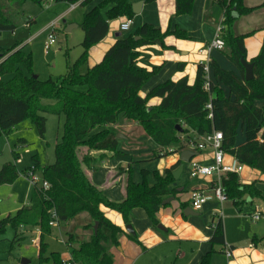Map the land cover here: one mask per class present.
Returning <instances> with one entry per match:
<instances>
[{
  "label": "trees",
  "instance_id": "1",
  "mask_svg": "<svg viewBox=\"0 0 264 264\" xmlns=\"http://www.w3.org/2000/svg\"><path fill=\"white\" fill-rule=\"evenodd\" d=\"M30 1L40 5L44 0ZM50 1L70 6L76 3L84 5L89 0ZM154 1L145 0V3ZM174 1L175 16L190 14L194 0ZM25 2L0 0V34L14 32L20 26L17 15ZM217 4L224 11L220 24V38L224 43L222 51L239 74L225 71L215 61H209V73L216 84L209 80L207 90L204 89L202 65H199L192 85H188L186 78L176 82L165 81L143 98L139 96L140 90L157 75L159 69L150 72L137 69L136 51L156 42L162 43L167 36L186 38L177 29L168 28L162 33L149 24L119 36L100 63L81 72L86 66L89 50L108 35V23L120 17L132 20L128 0H103L83 16L80 24L83 33L81 53L74 62L65 61V71L56 80L33 79L31 57L24 55L21 48L16 50L18 45L8 50L0 49V135L10 133L30 113L42 138L45 128L43 115L63 117L62 135L54 147V162L39 170L48 189L31 188L27 206L18 210L13 218L0 222V232L7 224L13 229V242L19 239L18 232L22 228L39 231L37 264L48 260L44 257L47 245L43 237L51 234L52 229L48 226L51 212L55 213L58 224L82 213L87 214L92 222L87 227L92 232L87 241H73V236H67L66 250L73 264H113L106 245L117 247V236L122 232L103 216L100 207L120 214L125 226L129 225L131 211L140 209L151 225L157 227L156 215L162 208V202L175 197L176 190L170 189V186L174 183L172 173L179 164L165 170L162 175L142 169L138 183L132 181L128 169L125 195L120 202L109 200L89 181L85 171L95 172L97 165L106 157L104 154L92 156V152L106 151L112 154V158L123 156L116 151L115 141L106 142L110 133L108 127L115 125L119 117L141 127L146 137L159 148L153 160L173 151H182L201 136L220 132L221 150L225 155L239 165L264 175V39L258 55L249 62L253 66V79L246 82L240 61L245 60L244 39L250 34L237 35L234 29L238 17L258 8H245L242 0H221ZM32 23V20L24 19L22 25ZM22 69H26L28 74L25 75ZM221 86L227 89L228 96H225ZM80 88L84 90L79 91ZM152 98L160 99V103L149 108L147 103ZM42 100L54 103L41 105ZM208 104L210 110L206 109ZM209 114L211 118H208ZM238 127L243 129L244 137L239 146L236 145ZM33 161L36 171L37 161L35 158ZM150 174L153 178L151 184L148 183ZM15 177L14 166L3 165L0 186L11 184ZM221 186L227 201L236 209L242 207L246 197L264 201L255 182L242 185L236 174H226ZM129 237L134 239L132 235ZM208 242L211 248L221 247L223 250L224 233L220 220L214 224ZM213 253L214 250L206 253L199 264H210ZM51 257L54 264H62L57 253H51Z\"/></svg>",
  "mask_w": 264,
  "mask_h": 264
},
{
  "label": "crops",
  "instance_id": "2",
  "mask_svg": "<svg viewBox=\"0 0 264 264\" xmlns=\"http://www.w3.org/2000/svg\"><path fill=\"white\" fill-rule=\"evenodd\" d=\"M102 1L103 0H89L88 3L84 5L78 3L77 7L73 10H69V6L67 5L68 8L65 12L57 16L55 20H57V22L62 21L70 12L81 7L82 12H80V21L71 19L69 23L64 22L63 24L65 29L68 25L69 33L80 28V22L83 16ZM217 1L221 0H194L190 14L175 16L174 0H155L150 4H146L145 0H128L130 6L141 4V6L136 9L137 13L133 14L132 26L136 24L137 28L140 25L149 24L159 29L162 33L168 28H171L177 29L186 35V38L183 39L167 36L163 39L162 43L156 42L152 45L141 47L136 51L138 53V58L135 63L137 69H144L148 72L152 69H159L157 75L140 90V97L143 98L152 88L165 81L176 82L182 78H186L188 85H192L195 80L197 67L212 60L215 61L221 69L239 74L237 68L226 59L223 51H213L208 56L200 52L207 43L212 41L217 27L222 22L224 11L217 4ZM242 4L248 9L258 8L248 15L238 17L234 26L237 35L251 34L244 39L245 61L249 63L258 55L262 39H264V0H242ZM235 16L234 14V17ZM124 20V17H120L108 23V35L102 42L89 50L86 66L81 69L82 73L86 69H90L100 63L104 54L114 45L116 39L123 35V33L119 32V25ZM32 21L34 23V20ZM65 32L67 33L66 30ZM117 34L120 35L117 37ZM20 47L19 45V48ZM208 77L213 84H216L211 72ZM221 89L225 96H228L227 89L223 86H221ZM159 103L160 99L152 98L148 101L147 107H155L158 106ZM125 123L126 122H123L120 126L117 124L113 125V127L120 129L121 127H123V129H130L132 127V136H134L132 137V141L125 138L127 145H123L121 148H117L116 144V151H122L121 153L123 156L112 158V154L106 151L92 152V156L104 154L106 157L97 165L95 172L85 171L89 181L113 202H120L124 198L126 175L128 169L131 171L130 165L132 163L136 164L138 171L140 168L149 165L151 168L149 172L157 171L162 175L165 170L171 169L177 164L181 165L179 156L182 151H190L195 154L191 161L185 164L186 166L184 164L182 165L180 176L177 180H174V183L170 186V189L176 190V195L173 197L174 200L162 206L156 215L158 226H160L162 230L151 225L144 211L140 209L131 211L132 237H134V240L136 236L139 237L137 242H132V253L134 255L132 257V264L142 259L143 256L146 255L147 249L151 248L167 252L165 257L173 260V264H199L200 259L206 253L214 250L210 258V264H219L216 258L214 259V255L219 254L221 257H224L222 248H211L208 241L212 233L205 229L201 220L198 219L201 222L200 227H195L194 225L196 217H201L204 222L209 220L211 223L213 222L215 224L217 222L215 215L219 214L218 211L223 213L219 220L223 227L224 245L231 249L232 254L230 259L224 257L225 260L222 264H264V226H261L262 228H259L260 230L258 227L250 229L249 232L241 234V238L240 236H233L228 226V222L232 215H234L233 218L238 219L242 207L236 209L230 201L219 205L214 200H211L207 202L199 212H195L191 209L189 203L190 193L192 191H209L212 187V180L191 178L190 164H212V150L206 148L203 151H196L186 146L182 151H173V153L169 155L153 160V155L159 151V148L154 145L150 138L145 136L140 127L136 126L134 122L128 121L129 124L127 125ZM133 132L135 134H133ZM243 138V129L238 127L236 134L237 146L243 143ZM231 159L232 157L225 155L224 161L225 163H229ZM178 167L174 171H176ZM238 179L239 183L242 185L255 182L256 188L261 192L262 197H264V175L255 170L243 167L241 173L238 174ZM133 180L135 183L139 182V179L137 176L135 177V175H133ZM258 201L262 200L258 199ZM248 204L251 207L249 216L254 212L255 207L258 209L260 208L259 210L264 214V205L259 206L255 204L253 200H249ZM100 211L110 223L122 231L120 234L121 240L118 242L120 243L119 246H106L107 250L110 248V250H108L110 254L117 252L118 255H120L119 257H121L124 254L121 242L125 243V245L128 244L129 242L127 241L130 234L125 231V225L119 215L115 216L112 211L104 207H100ZM112 216L116 219L114 218L115 220H112ZM76 217H82L83 220L87 222L82 227V233H80L78 238L83 241L89 239L92 234L91 230L87 229V227L90 226L89 216L82 213ZM262 221H264V218L258 223ZM68 234L73 235L74 240L77 241L70 227ZM171 243H174V245L178 243L177 250L173 245L172 247L174 248L170 249ZM183 243L186 244L185 247L181 246ZM67 257L68 253L66 252V256L61 259H66ZM113 264L115 263L113 262Z\"/></svg>",
  "mask_w": 264,
  "mask_h": 264
},
{
  "label": "rangeland",
  "instance_id": "3",
  "mask_svg": "<svg viewBox=\"0 0 264 264\" xmlns=\"http://www.w3.org/2000/svg\"><path fill=\"white\" fill-rule=\"evenodd\" d=\"M67 8L68 6L65 3H53L46 0L38 5L30 0H26L17 15V21L20 26L14 32H4L0 34V49L8 50L12 46L18 45V47H16L17 50L20 45L24 55H30L31 57L30 73L32 76H36L40 81H45L48 78L52 80L58 79L65 71V61L68 60L72 63L79 57L81 53L80 44L83 38V33L80 28L66 33V29L63 27V22L69 23L71 19L80 21V12H82L81 7L76 8L62 21L57 22V24L51 27L56 17L65 12ZM24 19L34 20V23L22 26ZM135 29L136 24L131 26L129 31L132 32ZM51 32L55 38V45L44 54L43 45L48 34ZM127 33H123V35ZM22 71L25 75L28 74L26 69H22ZM78 90L83 91L84 89L80 88ZM40 103L41 105H52L54 102L51 100H42ZM43 116L45 118V128L42 138H40L37 128L33 124L30 113L26 116L24 121L18 124L10 133L0 135V169L3 165L9 164L14 166L16 172L15 180L11 184L0 186V222L8 217L13 218L18 210L27 206L29 193L32 187L25 176V172L30 167L34 166L33 159L35 158L37 161L38 168L35 171L37 175H39V170L41 168L51 165L54 162V147L55 144L60 141L62 135L63 117L50 114ZM123 122H126V125L129 124L128 120L126 121L122 117L118 118L116 124L120 126ZM136 126L138 125L136 124ZM108 129L110 133L106 142L115 141L117 148L127 145L125 138L132 141V137H134L132 136V127L130 129H123V127H121L120 129L109 126ZM140 129L142 130L141 127ZM133 134L135 133L133 132ZM20 141L22 143H19ZM173 147L176 148V146ZM118 152L121 153L122 151ZM118 157H121V155ZM130 166L131 179L133 182V175H135V177L137 176L140 181L139 171L141 169L151 170L149 165L140 168L139 171L135 163H132ZM152 181L153 178L150 174L148 176V183L151 184ZM249 200H253L255 204L259 206L264 205V201L246 197L242 205V211L238 215V219L233 218L234 215H232L228 222L233 236H240L241 234L249 232L250 229L257 227L259 229L262 228L261 226H264V221L255 223L250 219L249 213H251V207L248 204ZM110 211H112L115 216L119 215L120 218H122L117 212L113 210ZM218 213L219 216L222 217L223 213H221V211H218ZM114 218L115 217L112 216V220L116 219ZM198 219L202 221L205 229L212 233L213 227L211 226V222L209 220L204 222L201 217L195 218V227L201 226V222ZM131 221L132 213H130L129 217L130 227ZM86 223L87 222L84 221L82 217H74L66 223H59L58 227L51 228V234L43 237V241L47 245V251L44 257L48 260L40 264H54L51 253H57L60 258L66 256L67 251L64 243L67 240V236L70 235L68 234L69 227L76 236L77 241H83L79 239L78 236L82 233V227ZM91 224L92 222L90 220V225ZM18 237L19 239L13 242V229L8 224L3 227L2 232H0V264H22L21 262L23 260L28 261L27 264H37L38 248L31 243V240H37V238H39L38 230L22 228L18 232ZM120 238V235H118V242L121 240ZM138 239V236L135 237V240L129 237L127 241L129 243L126 245L121 242L124 253L121 257H119L120 255H118L117 252L110 254L108 251L110 248H108L107 251L112 261L115 264H132V257L134 256L132 253V242H137ZM72 240L75 241L74 237ZM119 244L120 243H118V246ZM172 245L177 250L178 243H175V245L171 243L170 249L174 248ZM106 246H109V244ZM181 246L185 247L186 244L183 243ZM166 253L165 251L163 252L162 250L154 248L147 249L146 255L135 264H173V260L165 257ZM215 258L219 264H222L225 260L224 257H221L219 254L214 255V259Z\"/></svg>",
  "mask_w": 264,
  "mask_h": 264
},
{
  "label": "built area",
  "instance_id": "4",
  "mask_svg": "<svg viewBox=\"0 0 264 264\" xmlns=\"http://www.w3.org/2000/svg\"><path fill=\"white\" fill-rule=\"evenodd\" d=\"M78 3L69 6V10H73L77 7ZM57 24V20L52 23L51 27ZM132 26V20L125 19L119 25V32L126 33L129 32ZM53 30V29H52ZM221 26L219 25L215 31L214 37L211 42L207 43L204 48L200 52H203L207 56L210 55L213 51H222L224 48V43L220 38ZM55 45V38L53 33L48 34L45 43L43 45L44 54H46L53 46ZM202 70L204 73L205 83L204 89L207 90L208 82H209V66L208 62L202 64ZM206 109L210 110V105H206ZM208 118H211V115H208ZM222 145V134L220 132H213L208 135H204L198 138L197 142H190L187 146L196 151H203L206 148H210L212 150V159L213 162L210 165H200L197 163L190 164V177L191 178H201V179H211L212 187L209 191H192L189 195V203L191 209L195 212H199L202 210L203 206L214 200L217 204L222 205L227 201L225 193L222 189L221 182L223 178H225L226 174H240L243 170V166L239 165L234 159H231L229 163H225V154L221 150ZM25 176L27 177L29 183L32 188H40L42 190L48 189V184L44 180H42L40 174L37 175L34 171L33 167H30L26 172ZM250 219L254 222H259L262 218H264V214L255 207L254 212L249 216ZM217 221L220 219L219 214L215 215ZM48 226L50 228L58 227L57 218L54 212L50 213ZM214 227V223L212 224ZM39 232V231H38ZM31 243L38 248L39 238L37 240L32 239ZM222 253L226 259H230L231 249L224 245ZM62 264H73L69 259V256L66 259H61Z\"/></svg>",
  "mask_w": 264,
  "mask_h": 264
},
{
  "label": "water",
  "instance_id": "5",
  "mask_svg": "<svg viewBox=\"0 0 264 264\" xmlns=\"http://www.w3.org/2000/svg\"><path fill=\"white\" fill-rule=\"evenodd\" d=\"M140 6H141V4H135V5H132V6H131L132 13H133V14H136V13H137V10H136V9H138ZM63 24H64V22H63ZM67 27H68V26H66V31L68 32V28H67ZM119 35H120V34H117V37H118ZM240 64H241V66H242V68H243V71H244V81L247 82V81L252 80V79H253V73H252V68H253V66H252V64L246 62L245 60H241V61H240ZM32 77H33V79H37L36 76H32ZM194 156H195V154L192 153V152H190V151H182V152L180 153V156H179V162L181 163V165H179L178 169L172 173V176H173V179H174V180H177L178 177L180 176V173H181V171H182V165H183V164H184V165H185V164H188ZM173 200H174L173 197L167 198V199H165V200L162 202L161 205H162V206L167 205V204H169L170 202H172ZM187 210H188V209H187ZM189 211H190V210H189ZM184 214L186 215L185 212H184ZM96 227H97V224L95 223V224H94V227H93L94 232L96 231ZM157 228L160 229V230H162V228H161L160 226H157ZM125 231H126L128 234L133 235V231H132V228L130 227V225L125 226ZM21 263H22V264H27L28 261L23 260Z\"/></svg>",
  "mask_w": 264,
  "mask_h": 264
}]
</instances>
